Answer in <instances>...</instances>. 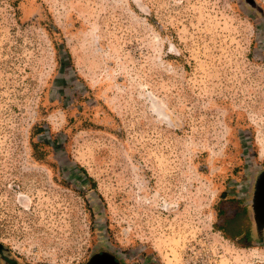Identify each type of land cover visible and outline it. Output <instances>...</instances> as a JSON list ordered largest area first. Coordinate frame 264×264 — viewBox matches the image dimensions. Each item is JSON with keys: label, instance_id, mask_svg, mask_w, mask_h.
Segmentation results:
<instances>
[{"label": "rangeland", "instance_id": "374dc122", "mask_svg": "<svg viewBox=\"0 0 264 264\" xmlns=\"http://www.w3.org/2000/svg\"><path fill=\"white\" fill-rule=\"evenodd\" d=\"M263 169L264 0H0V264H264Z\"/></svg>", "mask_w": 264, "mask_h": 264}, {"label": "crops", "instance_id": "0c3cea01", "mask_svg": "<svg viewBox=\"0 0 264 264\" xmlns=\"http://www.w3.org/2000/svg\"><path fill=\"white\" fill-rule=\"evenodd\" d=\"M252 189L236 200L222 201L223 229L231 238L245 239L250 243L264 242V212L257 207V194Z\"/></svg>", "mask_w": 264, "mask_h": 264}, {"label": "flooded vegetation", "instance_id": "af4514ba", "mask_svg": "<svg viewBox=\"0 0 264 264\" xmlns=\"http://www.w3.org/2000/svg\"><path fill=\"white\" fill-rule=\"evenodd\" d=\"M251 185L252 189L255 191L254 194H257V207L260 212H264V169L256 174Z\"/></svg>", "mask_w": 264, "mask_h": 264}, {"label": "trees", "instance_id": "16d2710c", "mask_svg": "<svg viewBox=\"0 0 264 264\" xmlns=\"http://www.w3.org/2000/svg\"><path fill=\"white\" fill-rule=\"evenodd\" d=\"M106 258H108L109 260H107ZM105 260L110 261V264H119L118 261H116V259H114L113 257H111L109 255L107 256L105 253H97V254H95L92 257V259L89 260L86 264H100L102 262H107Z\"/></svg>", "mask_w": 264, "mask_h": 264}, {"label": "bare ground", "instance_id": "6f19581e", "mask_svg": "<svg viewBox=\"0 0 264 264\" xmlns=\"http://www.w3.org/2000/svg\"><path fill=\"white\" fill-rule=\"evenodd\" d=\"M109 260V259H108ZM107 261V260H106ZM113 262V261H112ZM101 264H106V263H101Z\"/></svg>", "mask_w": 264, "mask_h": 264}, {"label": "water", "instance_id": "95a60500", "mask_svg": "<svg viewBox=\"0 0 264 264\" xmlns=\"http://www.w3.org/2000/svg\"><path fill=\"white\" fill-rule=\"evenodd\" d=\"M101 264V263H100ZM110 264V263H109Z\"/></svg>", "mask_w": 264, "mask_h": 264}]
</instances>
